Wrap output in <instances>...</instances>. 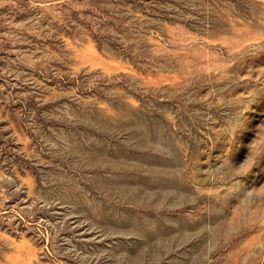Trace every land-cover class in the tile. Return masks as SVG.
Segmentation results:
<instances>
[{
  "label": "rangeland",
  "instance_id": "obj_1",
  "mask_svg": "<svg viewBox=\"0 0 264 264\" xmlns=\"http://www.w3.org/2000/svg\"><path fill=\"white\" fill-rule=\"evenodd\" d=\"M0 264H264V0H0Z\"/></svg>",
  "mask_w": 264,
  "mask_h": 264
}]
</instances>
